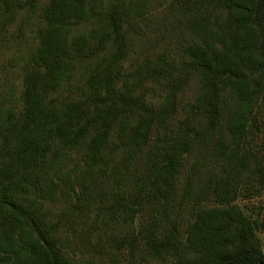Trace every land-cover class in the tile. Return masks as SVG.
Returning <instances> with one entry per match:
<instances>
[{"label":"trees","instance_id":"obj_1","mask_svg":"<svg viewBox=\"0 0 264 264\" xmlns=\"http://www.w3.org/2000/svg\"><path fill=\"white\" fill-rule=\"evenodd\" d=\"M37 2L0 0V28L25 5L41 20L23 73V107L0 97V264H94L77 251L87 245L99 253L108 240L121 242L112 224L154 201L176 206L163 231L147 240L168 264H264L257 221L234 202L230 176L217 180L210 206L199 204L205 192H195V170L179 195L176 188L183 157L197 145L212 144L226 164L264 175L246 145L259 126L253 106L260 101L264 110V0L201 2L178 65L159 57L127 66L126 25L145 14V0ZM93 17L100 25L72 34ZM87 61L84 81H71ZM191 76L197 89L185 115L169 125L175 95ZM149 79L168 88L157 105L142 91ZM154 130L146 170L135 175V158ZM56 203L59 211L50 205ZM92 209L100 230L94 242L93 230L77 228Z\"/></svg>","mask_w":264,"mask_h":264},{"label":"rangeland","instance_id":"obj_2","mask_svg":"<svg viewBox=\"0 0 264 264\" xmlns=\"http://www.w3.org/2000/svg\"><path fill=\"white\" fill-rule=\"evenodd\" d=\"M147 7L142 17L130 19L126 25L128 30L129 53L127 65H134L148 61L149 64L155 63L159 57L178 65L184 58L183 46L190 40L191 34L188 28V20L199 4L208 0H145ZM47 0H38L37 8ZM39 14V13H36ZM101 18L93 17L88 20L80 21L75 24L72 34H86L91 28L100 25ZM41 20L39 16H30V8L25 5L22 9L16 10L13 17L5 20V25L0 28V97L4 105H12L13 108L20 110L23 107L22 89L23 73L29 65L30 55L37 45V33ZM112 47L107 44L106 49ZM93 61L81 63L74 72L71 81L76 84L82 83L88 74ZM168 63L166 66L169 67ZM68 82L63 84L66 88ZM198 86L197 78L191 76L185 88L179 90L175 95L176 112L170 117L169 125L177 122V118H182L192 100L193 94ZM142 91L146 90L147 99L157 105L166 95L168 88L164 84L157 83L151 79L144 82ZM62 93L65 92L63 89ZM233 105L231 100L228 106ZM256 111L255 122L259 126L255 128L254 134L247 139L246 145L252 151V161L262 160L264 164V110L260 101L253 106ZM160 131V130H158ZM157 130L151 134L143 152L135 158V175L146 170L149 161V151L156 140ZM113 131L110 137L112 145L115 136ZM163 133L160 132V135ZM213 141V140H212ZM183 163L179 168L176 179L177 193L183 191L188 175L192 174L195 179V192L204 191L205 196L199 202L201 206L215 204L213 200L214 187L218 186L217 180L230 176L237 183V194L234 202L242 210L257 221L255 230L261 247L264 251V175L262 177L256 169L246 171L240 169L238 164H226L225 160L217 157L212 144L197 145L190 153L184 155ZM239 169V172L236 171ZM104 186V185H103ZM134 181L127 180L125 187L134 191ZM111 198V197H110ZM55 211H59L61 203L50 204ZM176 207L170 202L154 201L146 203L135 213L118 219L112 224L113 234L117 235L121 242L108 240L105 248L99 253L94 252L91 247H86L82 251H77L76 256L83 258L86 262L94 264H168L165 255L150 251L147 240L154 233L162 232L168 223V219L173 216ZM171 209V210H170ZM96 210L92 209L84 214L83 221H79L77 228L84 235H89L93 230L90 239L94 242L98 235L95 230L99 222H95ZM106 213L103 214V216ZM99 216V214H97ZM94 221V224H93ZM68 236L69 231H64ZM64 235V234H63ZM103 243V242H101ZM80 244V243H79ZM75 247L76 243H70Z\"/></svg>","mask_w":264,"mask_h":264}]
</instances>
